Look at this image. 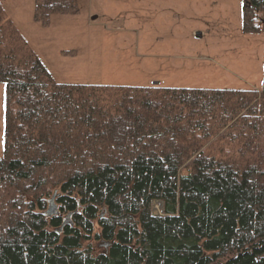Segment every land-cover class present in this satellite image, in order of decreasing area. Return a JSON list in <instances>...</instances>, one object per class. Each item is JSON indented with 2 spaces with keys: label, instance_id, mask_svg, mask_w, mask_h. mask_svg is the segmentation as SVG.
<instances>
[{
  "label": "trees",
  "instance_id": "16d2710c",
  "mask_svg": "<svg viewBox=\"0 0 264 264\" xmlns=\"http://www.w3.org/2000/svg\"><path fill=\"white\" fill-rule=\"evenodd\" d=\"M241 32L264 35V0ZM0 85V264H264V70L259 90L59 84L0 3ZM220 133L231 152L201 151Z\"/></svg>",
  "mask_w": 264,
  "mask_h": 264
},
{
  "label": "rangeland",
  "instance_id": "374dc122",
  "mask_svg": "<svg viewBox=\"0 0 264 264\" xmlns=\"http://www.w3.org/2000/svg\"><path fill=\"white\" fill-rule=\"evenodd\" d=\"M34 2L0 0L59 84L220 90L262 86L264 35L241 32V0H77V15L54 16L46 27L33 20ZM220 135L201 151L215 156L231 152L232 145L220 142ZM2 136L0 85V157ZM151 213L161 217L162 205L152 203Z\"/></svg>",
  "mask_w": 264,
  "mask_h": 264
},
{
  "label": "water",
  "instance_id": "95a60500",
  "mask_svg": "<svg viewBox=\"0 0 264 264\" xmlns=\"http://www.w3.org/2000/svg\"><path fill=\"white\" fill-rule=\"evenodd\" d=\"M155 85H156V84H155ZM156 86H157V85H156ZM69 218H70V216H67V217H66V219H65L64 222H63L62 227H64L66 224L69 223Z\"/></svg>",
  "mask_w": 264,
  "mask_h": 264
}]
</instances>
